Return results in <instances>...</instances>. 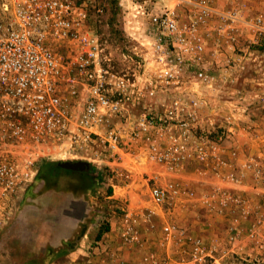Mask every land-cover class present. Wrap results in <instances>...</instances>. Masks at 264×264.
<instances>
[{
	"label": "built area",
	"instance_id": "obj_1",
	"mask_svg": "<svg viewBox=\"0 0 264 264\" xmlns=\"http://www.w3.org/2000/svg\"><path fill=\"white\" fill-rule=\"evenodd\" d=\"M219 1L126 0L129 22L149 50L136 67L118 74L105 66L108 57L93 27L92 9L102 15L104 7L92 0H0V197L25 193L48 152L63 159L88 154L110 168L124 167L128 155L138 166L155 164L177 175L193 166L200 178L215 180L203 197L212 211L233 206L247 218L258 214L261 205L224 185L240 186L251 176L264 189V133L260 155L239 164L238 129L251 134L258 128L239 125L237 115L227 126L206 128L201 109L204 89L213 86L210 58L236 56L243 39L263 42L264 53V14L249 15L245 0H228L225 9ZM247 30L254 35L245 39ZM149 186L155 206L196 197L175 180L159 184L154 178ZM154 216L123 209L124 243L140 244V225L154 229ZM232 229V238H239ZM162 230L167 239L185 238L190 259L158 264H215L202 237L171 223Z\"/></svg>",
	"mask_w": 264,
	"mask_h": 264
},
{
	"label": "rangeland",
	"instance_id": "obj_2",
	"mask_svg": "<svg viewBox=\"0 0 264 264\" xmlns=\"http://www.w3.org/2000/svg\"><path fill=\"white\" fill-rule=\"evenodd\" d=\"M92 1L100 2L104 7L102 15H98L92 9V22L108 57L105 66L111 72L118 74L136 67L138 60H142L140 56L146 55L148 52L149 43L141 35V31L136 32L137 29L132 28L127 14L126 0ZM168 1L165 0L164 3ZM245 2L248 4L249 15L254 16L259 12L264 14V0H245ZM253 35V30L242 32L245 39L251 38ZM212 50L213 45L210 44L208 52L211 53ZM244 54L245 56H243ZM64 58L67 59L66 56ZM209 60L211 65L208 73L213 86L209 89L205 88L202 96L205 100L201 109V121L204 126L206 128L227 126L230 116L237 115L241 118L236 120L239 125L243 126V123H246L244 125L260 128L257 125L264 124V120L257 121L258 117L254 118L252 111L262 112L263 115V90H261L264 77L263 42L248 43L243 39L240 49L236 51V56L220 55L216 61H213L212 58ZM240 62L243 69L237 66ZM258 109L259 111H257ZM244 113H247L248 116L251 114V116L244 117ZM52 154L55 158L63 157L54 152ZM123 157L124 162L121 163V166L124 167L114 164L113 168L106 165L108 162L106 159L99 166L92 163L88 154L60 159L59 162L87 161L91 166L97 168L98 171L93 172V176L98 178L95 180V187L91 193L83 190L81 185L58 182L52 175L53 171L48 170L42 172V175L27 188L25 193L20 194L17 198L6 200L0 197V221L2 222L0 227V264H101L104 259H108V263L112 264H126L127 256L125 254L132 250L136 252V257L141 260L142 264H145V257L155 252V250L146 247V241L152 237L155 240H163L164 233L163 230H160L161 227L149 229L146 224L143 225L148 228L147 233L149 234L143 233L140 244L133 245L125 244L119 231L111 232L110 235L106 233L111 230L112 226L115 227L119 224L115 216L120 217L123 209L128 208L130 200L125 198L128 196L129 190L136 186L132 183L139 182L140 185L136 186L137 192L140 193L144 201H147L149 184L152 179L157 180V172L162 167L155 164L138 166L128 155ZM45 158L44 161L48 157ZM80 175L87 177L88 173L86 171ZM158 175L163 176L159 173ZM174 180L185 186H193L192 183L196 182L197 187L194 185L192 188H195L196 197L171 206L168 223L177 225L179 229L187 228L193 233L195 230L198 235L208 232L206 229L211 227L207 223L221 225L220 222L215 221L221 219H216L218 212L212 211L203 200L204 195L211 192L208 191L210 185H215L214 179L205 178L207 181L203 183V186L200 184L201 186L198 187L197 182H201L198 180H204V178H200L196 169L191 167L188 172L175 177ZM224 186L229 188L230 185L225 184ZM108 195L124 196V200L119 205L117 199L106 198ZM261 205L264 215V200ZM152 206L155 205L152 204ZM233 208L240 211V208L233 206L227 210H233ZM159 212L163 215V210ZM261 223L263 224V237H261L263 249L260 250V253H262L263 261L257 262L254 259L248 261L247 253L232 251L225 234L218 236L220 240L225 238L219 243H216L215 235L202 236L207 246L213 250L212 260L216 261L217 257H222L215 264H264V217ZM225 225L228 228V224ZM107 226L109 231L105 232L101 239H97L100 230ZM190 226L193 228L191 229ZM85 233L87 236L82 237ZM116 234L118 235L116 236ZM246 235L243 238L246 243H249ZM144 236L146 237L144 238ZM249 236L251 240L258 239L256 233L254 237ZM68 237H70L69 239L73 238L75 244L79 242L84 244V249L88 252L85 258L72 261L66 253L61 252L60 248H63L64 239ZM79 238L82 239L78 241ZM229 240L233 241L231 236ZM119 246L124 247L121 253L119 250L122 249H117ZM112 247L116 248L112 249ZM114 251L120 255L117 256ZM174 252L188 261L190 259V244L184 241L179 250H174ZM178 260L180 259L176 261ZM137 262L139 263V261Z\"/></svg>",
	"mask_w": 264,
	"mask_h": 264
},
{
	"label": "crops",
	"instance_id": "obj_3",
	"mask_svg": "<svg viewBox=\"0 0 264 264\" xmlns=\"http://www.w3.org/2000/svg\"><path fill=\"white\" fill-rule=\"evenodd\" d=\"M219 7L221 8H226L228 7V0H220L218 3ZM261 90H263V97H264V77H263V88H261ZM259 111V109L257 110ZM252 115H254L253 117L257 118V121L262 122L264 120V105H263V115L262 112H256V111H252ZM251 116V114L249 115V117ZM246 124V123H243ZM263 125V128H262ZM260 128H258L257 133H251L248 134L245 131L243 132L241 130V128L238 129V133L235 135L236 138V143L238 145L239 148V159H238V163L241 164L242 162H244L246 160V158L248 156H250L251 154H256V155H260V150L263 149V143H262V137H263V133H264V124L261 123V125H257ZM49 155L52 156H48L47 160L44 161L46 158H43L41 160V164H40V173L39 176L42 175V172L45 171H53V174H60V172L56 171V164L57 162L60 161V159L63 158H55V156H53V152H48ZM193 167V166H191ZM191 167H188L187 170L184 173L181 174H173V173H169L167 172L164 168H159V171L157 172V183L159 184H165L167 181L170 180H174L175 177H179L181 175H184L186 172H188V170L191 169ZM55 168V169H54ZM158 173L160 175L163 176H159ZM167 174V176H165ZM65 174H62L63 177ZM38 176V177H39ZM61 180V179H60ZM63 180V179H62ZM165 180V181H163ZM201 182H197L198 183V187H200L201 185L203 186V183H205L207 180H198ZM64 182V181H63ZM95 183L93 180H88L85 182L84 185V190L88 193H91L93 191V188L95 187ZM133 185L139 186V182H133ZM201 184V185H200ZM192 185L197 187L196 182L192 183ZM133 187L129 190L128 196H126V200H130V203L128 204V208L130 211L135 212L136 214L139 215H143L144 213L148 212V211H154L155 216H154V222L156 224V228L159 229L160 227L163 229V227L165 225L168 224L169 222V218H170V207H160V206H152V204L154 205V203L152 202L151 199V195H150V186H149V198H147V201H144L141 198V195L139 192H137V188ZM185 186V185H184ZM189 188H193V186L190 185H186ZM214 188V186L211 184L209 187V192L212 191ZM195 189V188H194ZM229 189L233 190V191H237L239 193H241L243 196H245L247 199H249L252 204L254 206H259L263 203L264 200V189L261 186H258L256 184V182L252 179L251 176H247L244 183L240 186H229ZM112 195H108L109 198ZM124 197V196H123ZM123 197H116L115 195L113 196L114 199H117V203L120 205L121 202L124 200ZM110 199V198H109ZM80 201V200H79ZM77 202V201H76ZM179 202H184L183 200H177L176 204L177 205ZM262 206V205H261ZM123 209V208H122ZM263 206L260 209V212L258 214H256L255 212L247 217H244L241 212L239 210H235L233 208V210H227L226 212H224L223 214H216V219L221 218L220 220H215L221 223V225L218 224H213L212 222L207 223V225H210L211 228H207L206 231L208 232H202L200 235H198L196 233L195 230L194 233L189 231V229H185L186 230V234L189 235H193L192 236H207L208 234L210 236L215 235L216 236V243H219V241H224L225 238L221 239L218 237L219 235L223 236L224 234L227 235V241L229 243V245L231 246V250L235 251L236 253H247L248 255V261H252L253 259L257 262H261L263 261V256L262 253H260L263 249V242L261 240V237H263V224L261 222H263ZM163 210V215L159 212ZM117 219V221H119V224L116 225L115 227L112 226L111 230L109 232H107L106 234H111V232H118L119 231V235H121V230H122V225L120 223V217L119 216H115ZM258 223H260L258 225ZM228 224V228H226V225ZM145 223L141 224V235L143 237V233L149 234L148 232V228H146ZM237 228L238 231L240 232V236L239 238H241V240H239V238L237 239H233L232 236L233 234H235V231L232 228ZM160 228V230H162ZM190 228L192 229L193 227L190 226ZM252 233H256V235L258 236V239H250V236ZM247 234V235H246ZM118 234H116L117 236ZM244 235V236H243ZM246 235V239H248L250 242L246 243L245 239L243 237H245ZM83 236H87L86 233ZM230 236L232 238L233 241L229 240ZM146 236H144L145 238ZM65 238L64 242H67L69 239ZM153 238V237H152ZM149 239L146 241V247L151 248L153 250H155V252H153L152 254H154L156 256V261L154 262H145V264H158L160 261L162 260H170L169 262H173L176 261L177 259H181L184 257H181V255L175 254L177 252H174V250L176 251L177 249L179 250V247L182 245V243H184L185 238H183L181 235L179 234H175L173 235L171 238H166L165 236L163 237V240L158 239L155 240L153 239ZM244 240H243V239ZM82 239V238H81ZM80 238L78 239V241L81 240ZM172 241V242H171ZM253 241V242H252ZM261 241V242H260ZM179 247H178V246ZM145 247V246H144ZM218 247V246H216ZM116 247H112V249H114ZM117 249H122L119 250L120 253L121 251H123L124 247H117ZM115 254H117V256L120 255V253H116V251H114ZM124 253H126L124 251ZM136 252L134 250L128 252L125 254L126 259H127V263L126 264H139L141 262V260L139 258L136 257ZM88 252L84 249V244L76 243L75 247L73 248V250L67 255L69 256L72 261H76L78 258H85ZM151 255V254H150ZM178 255V256H177ZM149 256V255H148ZM125 258V257H124ZM220 259H222V257L220 258H216V262L219 261ZM108 259H104L103 262H101V264H112V263H108L107 261ZM139 261V263L137 262ZM114 262V261H112ZM114 264V263H113ZM120 264V263H119ZM124 264V263H122Z\"/></svg>",
	"mask_w": 264,
	"mask_h": 264
},
{
	"label": "flooded vegetation",
	"instance_id": "obj_4",
	"mask_svg": "<svg viewBox=\"0 0 264 264\" xmlns=\"http://www.w3.org/2000/svg\"><path fill=\"white\" fill-rule=\"evenodd\" d=\"M61 162H57L56 164V171L60 172V174H53L52 175L57 179L58 182L67 183V184H76L81 185L82 189L84 190L85 182L88 180H95L98 178L97 176H93L96 173L97 168L91 165H87L85 168L81 169H68L61 166ZM88 173L87 177H82L80 174L86 172ZM94 172V173H93ZM62 174H65L63 177ZM61 179V180H60ZM63 179V180H62ZM64 181V182H63Z\"/></svg>",
	"mask_w": 264,
	"mask_h": 264
},
{
	"label": "trees",
	"instance_id": "obj_5",
	"mask_svg": "<svg viewBox=\"0 0 264 264\" xmlns=\"http://www.w3.org/2000/svg\"><path fill=\"white\" fill-rule=\"evenodd\" d=\"M96 4L99 5V6H102V4L100 2H96ZM98 15H100V14H98ZM107 231H109V227L108 226L103 228V229H101L100 232L97 235V239H101L103 234L105 232H107ZM74 247H75V241L69 240L67 242H64L63 248H60V249H61L62 253H66L68 255L73 250Z\"/></svg>",
	"mask_w": 264,
	"mask_h": 264
},
{
	"label": "water",
	"instance_id": "obj_6",
	"mask_svg": "<svg viewBox=\"0 0 264 264\" xmlns=\"http://www.w3.org/2000/svg\"><path fill=\"white\" fill-rule=\"evenodd\" d=\"M87 165H90L89 162L87 161H71V160H67V161H63L61 163V166L64 168H68V169H83L85 168Z\"/></svg>",
	"mask_w": 264,
	"mask_h": 264
}]
</instances>
